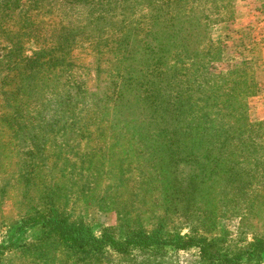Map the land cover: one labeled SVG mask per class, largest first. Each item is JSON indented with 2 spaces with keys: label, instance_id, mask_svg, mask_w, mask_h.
Masks as SVG:
<instances>
[{
  "label": "rangeland",
  "instance_id": "1",
  "mask_svg": "<svg viewBox=\"0 0 264 264\" xmlns=\"http://www.w3.org/2000/svg\"><path fill=\"white\" fill-rule=\"evenodd\" d=\"M142 226L207 255L113 244ZM263 246L264 0H0V264Z\"/></svg>",
  "mask_w": 264,
  "mask_h": 264
},
{
  "label": "trees",
  "instance_id": "2",
  "mask_svg": "<svg viewBox=\"0 0 264 264\" xmlns=\"http://www.w3.org/2000/svg\"><path fill=\"white\" fill-rule=\"evenodd\" d=\"M60 237L63 239V241L70 242L72 245H75L78 248L84 247V244L81 242L80 237L78 235H74L69 230L67 233H62L60 231ZM110 241L112 242L111 237H110ZM113 244L116 245L118 248H124L126 250L133 248L145 249L147 247H153L157 245L160 246L169 245V246H174L176 248L199 245L201 246L204 255H207L204 242L201 241L200 238L183 237L178 240L177 233L171 235L169 232L165 231L162 228H159L158 226L157 229H154L153 227L152 230L150 231L144 230V227L142 226V229L140 231L131 233L127 238L125 237L124 240H121L119 238L114 239ZM253 252L258 258L262 260V253L264 252V246L262 248L259 247H257V249L254 248ZM221 262L222 264H232L229 259H223L221 260Z\"/></svg>",
  "mask_w": 264,
  "mask_h": 264
}]
</instances>
